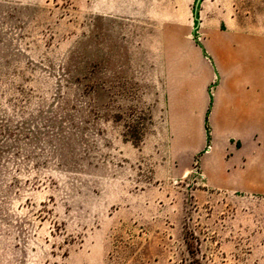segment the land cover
<instances>
[{
    "label": "rangeland",
    "instance_id": "rangeland-1",
    "mask_svg": "<svg viewBox=\"0 0 264 264\" xmlns=\"http://www.w3.org/2000/svg\"><path fill=\"white\" fill-rule=\"evenodd\" d=\"M214 31L264 53V0H0V264H264V177L209 131Z\"/></svg>",
    "mask_w": 264,
    "mask_h": 264
},
{
    "label": "crops",
    "instance_id": "crops-1",
    "mask_svg": "<svg viewBox=\"0 0 264 264\" xmlns=\"http://www.w3.org/2000/svg\"><path fill=\"white\" fill-rule=\"evenodd\" d=\"M236 32H212L201 43L208 82L216 79L204 99L209 131L218 135L224 148L231 140L248 145V177H264V53L235 46ZM260 69V79L256 80ZM253 75V77H252ZM210 145L205 159L212 164L208 177H237L221 170ZM242 153L231 155L230 164L242 161Z\"/></svg>",
    "mask_w": 264,
    "mask_h": 264
}]
</instances>
